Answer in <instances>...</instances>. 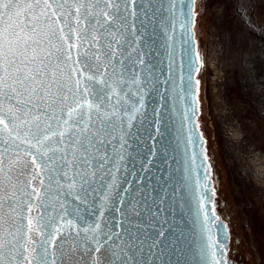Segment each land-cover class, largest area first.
Here are the masks:
<instances>
[{
	"label": "snow or ice",
	"instance_id": "6c2138e0",
	"mask_svg": "<svg viewBox=\"0 0 264 264\" xmlns=\"http://www.w3.org/2000/svg\"><path fill=\"white\" fill-rule=\"evenodd\" d=\"M261 6L234 0L241 20ZM199 9L198 0H0V132L11 140L0 150V264H208L209 255L227 264L212 136L198 130L193 89ZM178 190L200 234L187 245L158 219ZM86 212L111 222L82 227Z\"/></svg>",
	"mask_w": 264,
	"mask_h": 264
},
{
	"label": "rangeland",
	"instance_id": "374dc122",
	"mask_svg": "<svg viewBox=\"0 0 264 264\" xmlns=\"http://www.w3.org/2000/svg\"><path fill=\"white\" fill-rule=\"evenodd\" d=\"M198 4V124L201 132L211 133L210 159L226 168L241 244L253 256L260 253L258 235L264 228V35L244 25L234 0H198ZM252 20L264 29V6L253 10ZM226 96L233 110L249 102V117L241 121L239 134L232 132L234 120L223 111ZM235 112L240 118V109Z\"/></svg>",
	"mask_w": 264,
	"mask_h": 264
},
{
	"label": "water",
	"instance_id": "95a60500",
	"mask_svg": "<svg viewBox=\"0 0 264 264\" xmlns=\"http://www.w3.org/2000/svg\"><path fill=\"white\" fill-rule=\"evenodd\" d=\"M179 32H180L179 24L177 23V40H179ZM191 39L193 40V42L196 45V41H195V38H194V31L192 32ZM164 44H165V38L163 36H160L159 37V43H158L157 46H158V48L160 50L161 55L158 57V59L163 61L162 67H164L166 69V67H167V56L165 54ZM177 46L179 47V44ZM194 53L198 54L197 45H196V47L194 49ZM196 67H199V58L196 60ZM196 75H197V72L192 77V79H193V89H195V85H194L195 80L194 79H195ZM161 79H163V76H161ZM149 112H150V109H149ZM179 120H180L179 115L177 113L173 112L172 113V121H170L169 123L175 122V127L179 128V126H180L179 125ZM0 129H2V126H0ZM26 130H27L26 128L12 129V136H16L17 133H19V139H17L15 141L16 144H19L20 143V139L24 138V133H25ZM33 131H35V129H33ZM173 135H176V133L174 132ZM5 140H8L9 143L11 144V140H10L8 132L6 130L0 132V150H2L3 141H5ZM13 147H14V145L12 147H9L8 152H6L4 154L5 155V161H4L5 166L8 164V159L13 155V151H12ZM20 147L24 148L25 145H20ZM175 155H176V159L177 160L181 159L180 151H177L175 153ZM173 168H182V165L173 164ZM169 172L171 173V176H172V183L175 184L178 189L181 188V185L179 184V181H180V179L182 177V173L181 172L172 171V169H169ZM183 175L187 176V173H183ZM195 180H196V173L193 172L192 173V184H193V186H195ZM197 191H198V189H197ZM167 192L168 193H172V189L168 188ZM153 195L155 196L156 194L153 193ZM161 195H163V193H161ZM182 196L185 199H190V196H189L188 193L182 192V191H179V190L174 194V198H172L170 200H166L163 204H159V197H157V203L159 204V206L161 208L165 209L164 212L160 213L158 219H159V221L161 223H163V221L165 219H167L168 222H169V225H171L176 230L177 234H179L182 231L183 235H184V238L186 240V245H187L188 243H191V241L193 239L199 240L200 239V234H199V228L198 227H194L193 224L190 223V221H192V219H193V215L189 212L188 205L183 202ZM177 201L181 202V206L180 207H176V202ZM101 202H103L102 194L98 193L97 194V207H99ZM169 205H171V207H172V211L171 212L168 211ZM91 211L92 210L89 209V212H91ZM84 216H85V218H84V221L82 222V225H81L82 227H87L90 224H94L96 222H101V221L104 222V223L111 222L109 217H108V215H107V213L105 214V216L103 218H99L94 212L91 215H89L86 212L84 214ZM142 219H143V217H142ZM219 222H221V221L219 220ZM153 223H155V221H153ZM167 226L168 225H165V227H167ZM145 229L148 230V231H151V226L146 221H145ZM213 231H215V227H213ZM81 235L83 236V233H81ZM219 238H220V235L218 234L217 235V239H219ZM204 240L205 241L207 240V234H205ZM186 245H185V247H186ZM187 258L189 260H191V253L187 254ZM207 260H208V264H211V255L208 256ZM6 264H7V262H6ZM158 264H159V262H158Z\"/></svg>",
	"mask_w": 264,
	"mask_h": 264
},
{
	"label": "flooded vegetation",
	"instance_id": "af4514ba",
	"mask_svg": "<svg viewBox=\"0 0 264 264\" xmlns=\"http://www.w3.org/2000/svg\"><path fill=\"white\" fill-rule=\"evenodd\" d=\"M227 101L231 103L226 97ZM254 102V101H253ZM240 106L241 117L238 120L241 122H246V118L249 117L250 106L249 102L244 101ZM264 119V117H263ZM214 145L218 149V136L213 137ZM213 176L211 187L215 189V196L212 198L213 203L216 208V215L219 220L227 225L229 232V239L226 248L225 259L227 264H264V228L258 235V241L260 243L258 259L252 256L250 253L242 247L239 223L237 219V214H235V205L232 194L229 190V185H227V172L226 168L222 162L220 165L214 163Z\"/></svg>",
	"mask_w": 264,
	"mask_h": 264
},
{
	"label": "built area",
	"instance_id": "2783aa9c",
	"mask_svg": "<svg viewBox=\"0 0 264 264\" xmlns=\"http://www.w3.org/2000/svg\"><path fill=\"white\" fill-rule=\"evenodd\" d=\"M226 98V97H225ZM222 104H223V106H224V109H223V111H224V113H227V114H230L229 116H231V118H232V120H234V122H233V131L232 132H236L237 134H239V132H240V129H241V122L238 120V118L235 116V114H236V112L235 111H237L238 109H240V106H239V108L238 109H234L233 110V105L234 104H232V103H229L228 101H227V99H224V101H222ZM237 106H238V104H237ZM264 111V110H263ZM262 111V112H263ZM261 112V113H262ZM217 112H215V115H216V117H218V114H216ZM224 125H222V127H223ZM253 256H255V258H257V256H256V254L254 253V255Z\"/></svg>",
	"mask_w": 264,
	"mask_h": 264
},
{
	"label": "bare ground",
	"instance_id": "6f19581e",
	"mask_svg": "<svg viewBox=\"0 0 264 264\" xmlns=\"http://www.w3.org/2000/svg\"><path fill=\"white\" fill-rule=\"evenodd\" d=\"M244 21V25L248 28V29H250L251 31H253V32H256L258 35H260V36H263L264 35V29L263 28H260V27H258V26H256L255 24H253L252 23V21H250V20H243ZM227 97V96H226ZM227 99V98H226ZM243 129V128H242ZM241 130V129H240ZM256 254V253H255ZM258 255L259 254H256V256H257V259H258Z\"/></svg>",
	"mask_w": 264,
	"mask_h": 264
},
{
	"label": "trees",
	"instance_id": "16d2710c",
	"mask_svg": "<svg viewBox=\"0 0 264 264\" xmlns=\"http://www.w3.org/2000/svg\"><path fill=\"white\" fill-rule=\"evenodd\" d=\"M202 22L204 23V21H202ZM196 23H197V21H196ZM196 27H197V24L195 25L193 31H194V38H195L196 45H197V38H196V32H195V31H196ZM194 80L196 81V77H195ZM194 85H195V83H194ZM194 91H196V85H195V89H194ZM206 116H208V115H206ZM197 123H198V121H197ZM198 130L200 131V128H199Z\"/></svg>",
	"mask_w": 264,
	"mask_h": 264
}]
</instances>
